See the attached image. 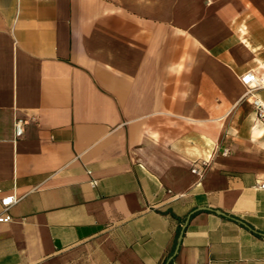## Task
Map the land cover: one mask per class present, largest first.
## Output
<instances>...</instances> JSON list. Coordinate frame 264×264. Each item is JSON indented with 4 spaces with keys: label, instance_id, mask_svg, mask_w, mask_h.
I'll return each mask as SVG.
<instances>
[{
    "label": "crops",
    "instance_id": "1",
    "mask_svg": "<svg viewBox=\"0 0 264 264\" xmlns=\"http://www.w3.org/2000/svg\"><path fill=\"white\" fill-rule=\"evenodd\" d=\"M247 72L264 0H0V264H264Z\"/></svg>",
    "mask_w": 264,
    "mask_h": 264
},
{
    "label": "built area",
    "instance_id": "2",
    "mask_svg": "<svg viewBox=\"0 0 264 264\" xmlns=\"http://www.w3.org/2000/svg\"><path fill=\"white\" fill-rule=\"evenodd\" d=\"M241 84L245 87V97L252 98V105L255 108L256 115L258 119H264V103L256 97V92L264 89V77H259L253 72H247L240 77ZM24 122L21 119H16L14 122V137L19 138L23 134ZM225 153V151H224ZM202 166L206 167V163L202 162ZM191 172L201 176L196 168H192ZM97 181L91 180L90 185L96 186ZM257 189L264 190V174L261 180L255 185ZM19 201L15 195H10L2 198L0 200L1 212H0V223H7L11 220V215L9 214V209L14 206Z\"/></svg>",
    "mask_w": 264,
    "mask_h": 264
}]
</instances>
